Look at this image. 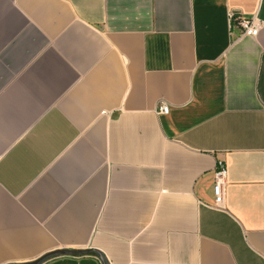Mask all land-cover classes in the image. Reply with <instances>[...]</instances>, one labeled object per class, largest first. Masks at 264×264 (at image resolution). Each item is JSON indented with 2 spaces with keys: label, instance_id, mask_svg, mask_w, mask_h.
I'll use <instances>...</instances> for the list:
<instances>
[{
  "label": "crops",
  "instance_id": "1",
  "mask_svg": "<svg viewBox=\"0 0 264 264\" xmlns=\"http://www.w3.org/2000/svg\"><path fill=\"white\" fill-rule=\"evenodd\" d=\"M58 249L264 264V0H0V264Z\"/></svg>",
  "mask_w": 264,
  "mask_h": 264
},
{
  "label": "built area",
  "instance_id": "2",
  "mask_svg": "<svg viewBox=\"0 0 264 264\" xmlns=\"http://www.w3.org/2000/svg\"><path fill=\"white\" fill-rule=\"evenodd\" d=\"M235 20H238V25L242 29V35L255 36L259 31V24L256 18H242L231 14L232 25ZM170 108L167 104H161L158 107V112L167 114ZM228 178V170L223 161H219L214 172V194L215 207L223 208L225 203L226 185Z\"/></svg>",
  "mask_w": 264,
  "mask_h": 264
},
{
  "label": "water",
  "instance_id": "3",
  "mask_svg": "<svg viewBox=\"0 0 264 264\" xmlns=\"http://www.w3.org/2000/svg\"><path fill=\"white\" fill-rule=\"evenodd\" d=\"M90 251L96 252L97 255L102 259V261H104L102 254L97 250H93V249H58V250H54L52 252L46 253L43 256H41V257L31 261V262L14 263V264H43L47 260L54 258V257L65 256V255H84V254H88Z\"/></svg>",
  "mask_w": 264,
  "mask_h": 264
},
{
  "label": "trees",
  "instance_id": "4",
  "mask_svg": "<svg viewBox=\"0 0 264 264\" xmlns=\"http://www.w3.org/2000/svg\"><path fill=\"white\" fill-rule=\"evenodd\" d=\"M234 23H238V20H235ZM88 254H97L96 252L94 251H90ZM107 264V263H106Z\"/></svg>",
  "mask_w": 264,
  "mask_h": 264
}]
</instances>
